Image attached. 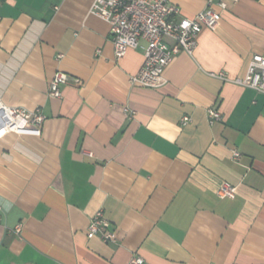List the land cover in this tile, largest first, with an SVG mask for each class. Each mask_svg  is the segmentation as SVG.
Wrapping results in <instances>:
<instances>
[{"label": "crops", "instance_id": "0c3cea01", "mask_svg": "<svg viewBox=\"0 0 264 264\" xmlns=\"http://www.w3.org/2000/svg\"><path fill=\"white\" fill-rule=\"evenodd\" d=\"M168 1L185 17L208 2ZM223 1L151 88L129 82L143 49L116 59L92 0H0V101L45 116L39 135L0 138V264H264V94L211 75L264 56V0ZM56 70L80 85L49 96ZM98 209L115 243L87 237Z\"/></svg>", "mask_w": 264, "mask_h": 264}, {"label": "built area", "instance_id": "2783aa9c", "mask_svg": "<svg viewBox=\"0 0 264 264\" xmlns=\"http://www.w3.org/2000/svg\"><path fill=\"white\" fill-rule=\"evenodd\" d=\"M214 4L220 9L226 7L223 0H208L204 9L193 17H185L180 16L179 7L168 0H92L89 12L108 24L109 38L116 59L121 58L128 48L143 49V63L137 73L129 76V82L157 88L167 82L164 70L173 57L181 51L192 55L201 29L217 27L220 12L213 7ZM211 75L264 94V56L261 54L252 55L243 77L229 79L223 71ZM80 83L79 78L56 70L48 82V95L60 98L62 86H78ZM206 118L208 123L212 124L221 119V113L213 107H208ZM44 119L45 116L39 109L8 106L0 101V138L10 132L39 135ZM189 120V116L184 115L180 122L185 124ZM231 153L232 159L239 160L241 153L237 149H232ZM236 192L237 186L227 181H223L216 189L219 198H234ZM20 229L21 225L18 224L13 231L18 233ZM86 235L98 236L103 242L117 241V234L102 209L91 215ZM143 262L140 255L132 253L126 264Z\"/></svg>", "mask_w": 264, "mask_h": 264}]
</instances>
